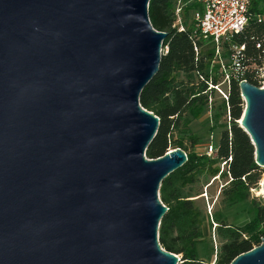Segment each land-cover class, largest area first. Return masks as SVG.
Segmentation results:
<instances>
[{
    "label": "water",
    "instance_id": "obj_1",
    "mask_svg": "<svg viewBox=\"0 0 264 264\" xmlns=\"http://www.w3.org/2000/svg\"><path fill=\"white\" fill-rule=\"evenodd\" d=\"M151 0H0V264H179L159 240L181 148L146 151L167 33ZM264 169V89L240 83ZM264 194V180L262 183ZM231 264H264V239Z\"/></svg>",
    "mask_w": 264,
    "mask_h": 264
},
{
    "label": "trees",
    "instance_id": "obj_2",
    "mask_svg": "<svg viewBox=\"0 0 264 264\" xmlns=\"http://www.w3.org/2000/svg\"><path fill=\"white\" fill-rule=\"evenodd\" d=\"M177 2L150 1L151 23L156 30L167 33V38L163 42L160 71L140 96L142 107L160 119L157 135L148 147L146 156L158 159L177 148L188 155V162L161 185L160 199L169 211L161 221L159 240L165 250L181 256L179 264H205L198 249L204 237V212L194 199L200 194L193 195V185L204 174L212 176L214 182L228 179V184L221 190L222 203L233 207L251 201L254 213V219L243 227L224 223L219 213L215 217L219 224L216 234L220 246L216 250L211 247L210 258H215L213 264H231L236 257L259 246L264 239V201L251 199L252 190L258 186L264 169L256 164L255 146L239 125L245 110L240 83L232 81L228 100L222 98L218 109L213 106L211 100L216 89L210 86H218L221 79L219 66L213 65L215 49H204L213 44L195 36L191 19L189 24L184 22V32L173 27ZM261 7H264V0H252L249 25L225 46L228 54L232 46L245 47V64L255 66L246 73L245 80L260 88L263 82H260L258 72L264 61V19L258 20V15L263 12ZM198 9V4L187 3L183 18L190 14L192 16ZM195 44L199 48L198 54ZM258 45L261 47L257 48ZM181 75H186V78L181 79ZM207 112L217 122L222 117L226 121L220 123L223 132L218 147H215L216 155L212 157L188 153L184 139L175 137L177 132L189 133L195 146L199 139L191 134L190 127L192 122L201 119Z\"/></svg>",
    "mask_w": 264,
    "mask_h": 264
},
{
    "label": "rangeland",
    "instance_id": "obj_3",
    "mask_svg": "<svg viewBox=\"0 0 264 264\" xmlns=\"http://www.w3.org/2000/svg\"><path fill=\"white\" fill-rule=\"evenodd\" d=\"M192 20L191 14L183 18V22L189 24V21ZM228 42V41H227ZM226 43L222 45V54L224 59L227 60L228 57V48L225 47ZM213 45H208L204 47L205 50L212 49ZM230 49V48H229ZM164 53V52H163ZM255 66H252L251 69H254ZM259 79L260 82H264V61L261 66H259ZM186 75H181V79H185ZM220 79V90L225 91L226 87L221 82ZM220 90H216V94L213 95L211 101H213V106L216 109L219 108L222 96ZM242 97V95H241ZM216 112V110H215ZM214 112V114H215ZM213 116V115H212ZM217 123V124H216ZM219 123V124H218ZM220 123H226L225 117H222L218 122L212 119L210 112H207L203 117L197 121L192 122L190 127L191 134L199 139L198 143L193 146L190 134H183L177 132L176 138H183L185 146L188 153H195L198 156H203L206 153L207 146L210 142H213L215 147H218L219 141L221 139V134L223 129L220 127ZM240 125V124H239ZM216 155L214 151L213 156ZM264 180V175L258 186L252 190L251 199L257 198L264 201V194H261L262 190V181ZM228 179H218L214 182L212 176L208 174L201 175L197 183L193 185V195H199L194 198L197 199L198 206L204 212V223L202 226L203 231V240L198 244V249L200 253V258L204 260L205 264H213L215 258L211 257V247L213 246L215 250L220 246L219 237L216 234V228L219 224L216 223V215L219 213L224 223L235 226L243 227L254 219V213L252 212L251 201L240 203L233 207H228L222 203L221 190L224 186L228 184ZM181 257V256H180Z\"/></svg>",
    "mask_w": 264,
    "mask_h": 264
},
{
    "label": "built area",
    "instance_id": "obj_4",
    "mask_svg": "<svg viewBox=\"0 0 264 264\" xmlns=\"http://www.w3.org/2000/svg\"><path fill=\"white\" fill-rule=\"evenodd\" d=\"M190 2L199 5V9L192 14L195 36L197 35L213 44L215 49L213 65L219 66L218 74L226 89L225 91L220 90V84L215 87L211 85L210 87L220 90L221 96L228 100V91L232 81L239 83L246 81V73L250 71L252 66L245 64L244 46L240 48L232 46L226 60L222 54V45L224 42H230L234 35L241 34L249 25L252 0H189L188 2L186 0H178L175 9L176 21L173 27L180 32L186 30L183 22V11L187 3ZM261 11L263 12L258 15L259 21L264 19V7H261ZM260 47L261 45L257 46V48ZM195 52L199 53V48L196 44ZM262 89H264V82ZM243 101L245 102L244 99ZM214 151H216L215 146L213 142H210L205 154L208 157H212Z\"/></svg>",
    "mask_w": 264,
    "mask_h": 264
},
{
    "label": "bare ground",
    "instance_id": "obj_5",
    "mask_svg": "<svg viewBox=\"0 0 264 264\" xmlns=\"http://www.w3.org/2000/svg\"><path fill=\"white\" fill-rule=\"evenodd\" d=\"M241 122V121H240ZM262 183H263V181H262ZM263 190V189H262ZM261 194H263V191H261Z\"/></svg>",
    "mask_w": 264,
    "mask_h": 264
}]
</instances>
